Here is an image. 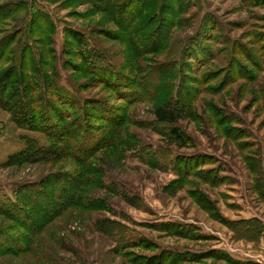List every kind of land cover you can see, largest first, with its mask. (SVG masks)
Here are the masks:
<instances>
[{
	"label": "rangeland",
	"instance_id": "obj_1",
	"mask_svg": "<svg viewBox=\"0 0 264 264\" xmlns=\"http://www.w3.org/2000/svg\"><path fill=\"white\" fill-rule=\"evenodd\" d=\"M30 29V113L14 119L0 104V264H264V0H0V82L21 69ZM115 70L126 90L111 84ZM25 83L8 94L21 99ZM54 86L78 103L66 107ZM177 94L185 146L156 122V105ZM68 128L67 147L57 136ZM33 145L48 157L27 158ZM182 156H194L187 177ZM85 164L99 177L81 183ZM64 180L96 203L70 202L44 225L36 193L58 195ZM10 200L37 223L14 218Z\"/></svg>",
	"mask_w": 264,
	"mask_h": 264
},
{
	"label": "trees",
	"instance_id": "obj_2",
	"mask_svg": "<svg viewBox=\"0 0 264 264\" xmlns=\"http://www.w3.org/2000/svg\"><path fill=\"white\" fill-rule=\"evenodd\" d=\"M23 6H24V4L21 3V2L14 3V4L9 3L8 9H10V10L13 9L14 12H17L19 10L24 9ZM37 16L39 18L43 17L46 20V21L45 20L44 21L48 22L47 17L44 14H41L39 12L37 14ZM37 16L34 15V17L32 18V22L33 21L35 22L36 20L38 21L39 18L37 19L36 18ZM32 31H33V29H30V33H28L25 36V39H24V44H23L24 49L23 50H25V51H24L23 55L21 54V61H20V65H19L22 70L18 69V67H13V69L6 75V78L3 80V82H0V85L3 83L1 88H0V104H8V105H11V106L13 104V106L11 108L14 111H11V113L13 114L14 119H18V120H21V118H23V116L25 114L30 113V110L27 111L28 106L31 107L30 105H31V102H32V97H31L30 93H32V90H34V88L38 87L37 83L35 82L36 78L33 81L34 78L30 77L29 75H27L28 74L27 72L30 71V70H27V68L24 67L28 63V60H30V61L34 60V54H33V52H31V47L28 44L27 40H30L29 39L30 37L39 36L40 35V34L33 35ZM131 31H132L133 35H136L137 33H139L137 31V28H135V26H133ZM72 32H73L72 34L74 36L76 35L75 37H77L79 40H81V37L77 36L79 33L75 34L76 32H74V31H72ZM14 42L15 41H11L10 44H13ZM139 49H141V48H139ZM95 52H96L95 50H91L92 54H89V57L95 56V54H94ZM2 56L0 57V62H1ZM36 70L38 71L37 75H39V73L41 72L40 68L36 69ZM16 72L18 73L17 77L15 75ZM110 76H111V79L113 80V81L112 80L110 81L111 84L113 83L115 86L116 85L120 86V88H118L120 90H122V89L126 90L125 87H128V85H126L124 83H128V84L132 83L130 80H128V77H126L125 75H123V77L121 78V73L116 71V70L113 71V72H110ZM43 78H45V76ZM27 80H30L29 84L25 83V81H27ZM18 81H19V83H18ZM22 83L23 84L24 83L27 84V85H24V90L27 91V92H25V94L21 96V99L18 100V96L19 95H17L14 90H13V95H12V93L8 94V91L13 89V88L10 89V87H13L16 84L20 87V85ZM49 84H51V81L49 82ZM180 88H181V86H180ZM52 89L58 91L57 93L60 96V98H61V96L63 97L61 100L64 102L66 107H69L70 109H72L73 108V104L76 105L78 103L73 98V96H71L69 94V92L67 90L61 89V87L59 88V87H56V86H54ZM33 98H35L33 100H36V102L39 101V99H40L39 95H38V97L37 96H33ZM41 100L44 102V104L46 106V109H47L45 111L46 112L45 120H46V122L52 124V117L48 113V110H49V99L44 94V97L41 98ZM183 111H184L183 104L180 102V97H178V94H177L176 97L174 96L172 98V96H171L170 98H168L163 103L156 105L155 115H156V122L160 123V124H163L164 131H162V132L165 133V135L169 136L171 138V141L176 142L179 145L185 146V144L182 141H186V140H188V138L177 127L178 125H176L177 121H179L183 117V113H182ZM80 115L81 116L78 117L77 120L80 121L79 124H78V127H80V129H81V127L83 126V124L81 123V120L82 119L87 120V115H86V112L84 114L80 113ZM68 129L69 130H67V132H65V133L60 132L61 134L59 136H57L58 141L59 140L60 141H65V144H66L67 147L71 144V140H65L66 139V137H65L66 133L70 134L72 137L74 136V134L77 133L76 132L77 130H72L71 131L70 128H68ZM86 130H90L89 127H88V129H85V130L82 131L83 132L82 135L84 134V131H86ZM54 135H55V133H54ZM78 142H79V139H77V143ZM110 144L111 145L113 144V139L111 140ZM45 154H46V152L43 150L42 147L37 146V145H33L32 147L29 148V150L26 151V153L24 155L27 158H28L29 155H36L39 158V160H42V159H45V158L48 157ZM192 159H194V156H187V157L182 156V157H179L176 160V168L175 169L177 170V173L178 174L180 173L182 176H185V177H187L189 174L192 175L193 172H194V170H193V168H194L193 167L194 166L193 161L194 160H192ZM86 160L87 159H82V162L83 163L84 162L87 163ZM256 164H257L256 170H258V176L259 177H261V176L263 177V173L264 172H263V168H262L261 164L259 165L258 161L256 162ZM85 165L86 166L81 171V174L79 175V178H77V179H79L81 181V183L83 181L84 182L90 181L93 177H96V178L99 177L98 174H97V169H95L94 166L89 165V164H85ZM64 182H65V185H62L58 189V195H57V191H47L46 189H39L38 192L36 193V195H37L36 202L33 204V201L31 200L32 204L35 207L38 206L37 203H39L41 205V206L40 205L39 206H40V208L43 209L42 211H44V214L46 215V217H45V219L43 220V223H42L44 225L48 224L49 221L51 222L58 215H60L61 212L64 209H66V206H68L70 204V202H73V204H71V205L83 206V207H87V206L91 207V205L96 203V199H93L91 197H86L85 195H82L81 193H80L81 194L80 195L79 193H77V191L75 189H73V187L76 184V181L70 183V185H72V184L73 185L70 186L69 189H68L69 185H68L67 181L64 180ZM70 191L72 193H70ZM50 192H52V193H50ZM262 193L263 192H261V194ZM28 195L31 196V192ZM5 204H8L7 206H9L8 211L10 210L11 212H14V214H13L14 218L15 217H17V218L23 217L21 219L30 220V221H32V224L37 223L38 219L35 218L33 216V214L28 209H26L24 207L23 204L22 205L19 204L18 200L17 201H11L10 200V202L5 203ZM5 204H3V205L5 206ZM7 206H5V207H7ZM254 221H256V219H250V220L249 219H245V221H242L241 223H243V225H251V226H253L252 223ZM231 223L232 224H236L237 222L232 221ZM255 225H256V228H257L255 234H257V238H258V237H260L262 235L263 223H260L259 221H257L255 223ZM31 228H33V226ZM40 229H41V225H40V227H38V230H40ZM188 232H191V229H189ZM236 264H243V263L236 262Z\"/></svg>",
	"mask_w": 264,
	"mask_h": 264
},
{
	"label": "crops",
	"instance_id": "obj_3",
	"mask_svg": "<svg viewBox=\"0 0 264 264\" xmlns=\"http://www.w3.org/2000/svg\"><path fill=\"white\" fill-rule=\"evenodd\" d=\"M262 242H263V244H264V237H263V239H262Z\"/></svg>",
	"mask_w": 264,
	"mask_h": 264
}]
</instances>
